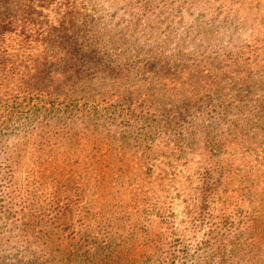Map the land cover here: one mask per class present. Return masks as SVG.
<instances>
[{"label": "rangeland", "instance_id": "obj_1", "mask_svg": "<svg viewBox=\"0 0 264 264\" xmlns=\"http://www.w3.org/2000/svg\"><path fill=\"white\" fill-rule=\"evenodd\" d=\"M234 1L251 7L78 0L81 34L112 66L77 52L63 65L100 71L77 92L159 123L143 138L102 139L100 125L82 142L0 140V264H94L103 248L122 264H191L248 227L264 234V0Z\"/></svg>", "mask_w": 264, "mask_h": 264}, {"label": "trees", "instance_id": "obj_2", "mask_svg": "<svg viewBox=\"0 0 264 264\" xmlns=\"http://www.w3.org/2000/svg\"><path fill=\"white\" fill-rule=\"evenodd\" d=\"M228 1L230 13L239 12L242 6L244 11L251 7L244 1ZM79 10L78 0H0L1 141L13 137L32 140L40 147L62 145L66 140L82 142L93 137L100 125L107 131L102 139L133 133L143 138L159 123L144 110H132L124 100L77 92L83 79L100 73L78 63L64 66L75 61L77 52L85 50L96 65L112 66L109 56L97 53V40L81 34L92 21H78ZM49 12L56 19L53 24L48 20ZM40 48L45 52L39 53ZM65 48L68 52L63 53ZM227 107L232 108L230 103ZM259 107L258 125L264 123V101ZM221 244L191 264H264V234L254 225ZM183 255V259L172 255L167 264H187L184 260L188 255ZM99 257L94 264H122L123 259L119 252L105 248ZM128 258H132L129 264H137L136 256ZM88 260L80 262L89 264Z\"/></svg>", "mask_w": 264, "mask_h": 264}]
</instances>
